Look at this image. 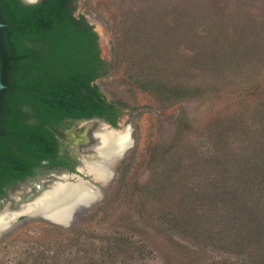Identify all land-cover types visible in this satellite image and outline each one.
<instances>
[{
  "label": "rangeland",
  "instance_id": "1",
  "mask_svg": "<svg viewBox=\"0 0 264 264\" xmlns=\"http://www.w3.org/2000/svg\"><path fill=\"white\" fill-rule=\"evenodd\" d=\"M77 3V13L105 34L113 66L97 82L110 100L131 110L124 124L131 125L133 145L102 196L79 209L68 227L22 218L0 235V264H91L120 233L135 241L111 253L112 264H264V243H249L242 220L254 205L253 193L264 194V0ZM132 25L136 33L127 37ZM118 41L126 48L119 52L149 49L150 57L163 56L173 67L161 80H183L197 87L196 95L168 105L130 82L117 67L116 61L124 62L122 54L115 57ZM220 199L238 208L235 228L223 218ZM171 209L175 223H165ZM47 223L61 234L44 232ZM183 226L196 232L185 238ZM56 236L65 246V238L80 242L38 260L35 241L39 246Z\"/></svg>",
  "mask_w": 264,
  "mask_h": 264
},
{
  "label": "trees",
  "instance_id": "2",
  "mask_svg": "<svg viewBox=\"0 0 264 264\" xmlns=\"http://www.w3.org/2000/svg\"><path fill=\"white\" fill-rule=\"evenodd\" d=\"M77 10V0H41L35 4H25L22 0H0V21L4 24L0 27L1 75L5 84L0 91V198L11 185L36 174L37 167H69L73 162V170L77 161L71 155L61 153V142L51 127H67L69 122L62 124L66 118L77 121L95 117L104 118L116 126L117 117L126 107L122 100H109L98 84L99 78L110 73L113 60L101 56L99 33ZM133 31V25L127 28V37L135 35L136 30ZM117 43L119 47L114 48L117 50L115 57L118 59L122 54L121 60L124 61H116L117 67L122 68L124 75L139 88L147 90L156 99L161 97L168 105L184 96L196 95L197 87L183 80L172 81L171 75L169 82L161 80L164 73L173 67L168 61L164 62L163 56L150 57L149 49L132 48L129 53L119 52L125 45ZM166 52L169 53L168 49L163 52L165 57ZM126 62L128 66L124 65ZM44 161L48 163L44 164ZM253 195L254 205L242 220L248 225L245 236H248L249 243L253 240L255 246L254 243H264L263 236H258L259 231L264 229V194L257 198ZM219 201L222 202L219 206L223 218L226 216L235 228L234 222L237 223V218L241 217L238 208L228 200ZM102 208L94 210L90 217L98 216L96 214L103 211ZM173 212V209L165 212V223H175L171 220ZM187 213L192 217L189 209ZM186 217L189 219L187 214ZM43 227L44 232L48 231L47 228H55L59 232L57 226L48 223ZM204 228L210 229L209 223ZM179 230L185 238L196 232L191 226ZM119 235L115 236L117 241L106 242L104 250L98 253V261L92 260L91 264H112L115 254L111 253L119 250L121 244L129 246L135 241ZM245 236L241 237V243H245ZM54 239L43 241L39 246L35 241L38 260L45 262L50 257V250L58 254L61 248L80 242L79 237L65 238L69 243L65 246L64 239L59 236ZM120 264L127 263L122 261Z\"/></svg>",
  "mask_w": 264,
  "mask_h": 264
},
{
  "label": "water",
  "instance_id": "3",
  "mask_svg": "<svg viewBox=\"0 0 264 264\" xmlns=\"http://www.w3.org/2000/svg\"><path fill=\"white\" fill-rule=\"evenodd\" d=\"M25 4H35L41 0H22ZM4 24L0 21V27ZM95 30L99 33V45L101 56L107 59L108 48L105 43V34L100 27ZM5 87L1 75V55H0V91ZM69 126L65 129L63 126L51 127L56 137L61 142V152L65 155H71L78 161L75 170L66 168L46 166L36 168V174L28 175L18 183L13 184L7 190L6 194L0 198V235L9 231L22 218H43L49 222L64 227H68L71 222L62 221L57 212L60 207H65L62 195L70 191V188L76 184L96 191L98 200L102 196V190L108 185L115 175L120 160L125 156L128 149L133 145L132 128L130 124L114 126L103 118H89L75 121L72 118H66L62 121L63 125ZM129 129L131 144L121 146L113 152V158L110 156L108 139L105 134L109 132L117 133ZM108 162V163H107ZM48 161H44L47 164ZM111 164L110 176L103 180L100 176L93 173L90 165L93 164ZM46 171V174H42ZM95 200V201H96ZM94 201V202H95ZM93 202V203H94ZM70 204V203H69ZM80 202L72 200L70 207L65 210V216L73 217L74 207L78 208ZM93 205V204H92ZM90 205V206H92ZM59 206V207H58ZM75 208V209H76ZM71 217V219H72Z\"/></svg>",
  "mask_w": 264,
  "mask_h": 264
},
{
  "label": "bare ground",
  "instance_id": "4",
  "mask_svg": "<svg viewBox=\"0 0 264 264\" xmlns=\"http://www.w3.org/2000/svg\"><path fill=\"white\" fill-rule=\"evenodd\" d=\"M129 133L130 130L127 129V132L125 131H120L117 133H113V132H109L105 134V138L108 139V142H106L107 144H111L113 145L112 147H109L110 150V156L108 157V159H112L113 158V152L115 150H117L118 148H120L121 146H126L128 144H131V138L129 137ZM108 163V162H107ZM111 164H93L90 165V169L93 173L97 174L98 176H100L103 180L107 179L110 176V167ZM67 193L62 195L63 199H66V201H64L65 203V207H62L57 209V212L59 213V215L61 216L62 221H67V222H71V217L70 215H67L68 217L65 216V213L68 211L67 209L70 207L72 200L74 199L77 202H80V205L78 208H76V206L74 207V210H72L74 213V215L76 214V212L81 209L82 207L88 208L90 207V205L93 204V202L98 198L97 192L96 191H92L89 188H86L84 186L78 185L76 184L74 187L72 186L70 188V191L66 190ZM70 203V204H69ZM71 208V207H70ZM76 208V209H75ZM65 210H67L65 212Z\"/></svg>",
  "mask_w": 264,
  "mask_h": 264
},
{
  "label": "flooded vegetation",
  "instance_id": "5",
  "mask_svg": "<svg viewBox=\"0 0 264 264\" xmlns=\"http://www.w3.org/2000/svg\"><path fill=\"white\" fill-rule=\"evenodd\" d=\"M106 60H108V56H107V59ZM107 97V96H106ZM108 98V97H107ZM109 99V98H108ZM110 100V99H109ZM122 113H120V115L117 117V120H116V123H117V125L116 126H122V124H124V121H125V116H127V115H129L130 114V112H131V110H129L128 108H126V107H124V108H122ZM104 119V118H103ZM104 120H106V119H104ZM107 121V120H106ZM108 122V121H107ZM110 123V122H109ZM127 124V123H126ZM126 124H124V125H126ZM69 126V125H68ZM67 126V127H68ZM67 127H64L65 129L67 128ZM126 132H127V130H126ZM62 153V152H61ZM73 163V162H72ZM72 163H71V166H69V167H63V166H50V165H46V166H49V167H52L53 169L55 168V167H58V168H66V169H68V170H71V171H73V170H75V168H76V166L78 165V161H77V164L74 166V168H73V170L71 169L72 168ZM46 166H43V167H46ZM38 168V167H37ZM47 172L46 171H44L42 174L44 175V174H46Z\"/></svg>",
  "mask_w": 264,
  "mask_h": 264
},
{
  "label": "clouds",
  "instance_id": "6",
  "mask_svg": "<svg viewBox=\"0 0 264 264\" xmlns=\"http://www.w3.org/2000/svg\"><path fill=\"white\" fill-rule=\"evenodd\" d=\"M32 2H34V0H32Z\"/></svg>",
  "mask_w": 264,
  "mask_h": 264
}]
</instances>
